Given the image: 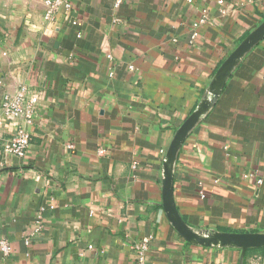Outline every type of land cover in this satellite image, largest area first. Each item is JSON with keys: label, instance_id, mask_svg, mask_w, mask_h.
<instances>
[{"label": "crops", "instance_id": "obj_1", "mask_svg": "<svg viewBox=\"0 0 264 264\" xmlns=\"http://www.w3.org/2000/svg\"><path fill=\"white\" fill-rule=\"evenodd\" d=\"M69 2L47 23L44 0H0V111L21 86L36 101L24 159L3 152L0 127V264H139L145 238L144 264H264V246L182 238L162 184L173 139L206 105L174 165L179 216L203 239L264 234V39L211 92L264 0Z\"/></svg>", "mask_w": 264, "mask_h": 264}, {"label": "water", "instance_id": "obj_2", "mask_svg": "<svg viewBox=\"0 0 264 264\" xmlns=\"http://www.w3.org/2000/svg\"><path fill=\"white\" fill-rule=\"evenodd\" d=\"M262 39H264V24L254 31L241 45L225 60L220 67L211 86L212 94L217 98L225 85L227 79L231 76L238 63L243 57L252 50ZM208 106L204 105L202 110H198L192 118L182 127L173 139L164 162L163 177V205L168 218L175 230L182 238L189 242H195L202 246H222L237 247L246 250L248 248L264 246V234H217L210 239H203L196 235L187 227L175 206L174 200V165L177 162L179 153L193 128L199 119L202 111H206Z\"/></svg>", "mask_w": 264, "mask_h": 264}, {"label": "built area", "instance_id": "obj_3", "mask_svg": "<svg viewBox=\"0 0 264 264\" xmlns=\"http://www.w3.org/2000/svg\"><path fill=\"white\" fill-rule=\"evenodd\" d=\"M46 12L44 20L51 23L55 20L57 13L65 8L67 11L72 9V4L69 0H44ZM124 3V0H115L114 8L119 10ZM117 19V23H120ZM35 105L36 101L26 86H21L17 94L14 96H7L1 106L0 111V127L11 126V135L3 138L2 150L7 156H13L18 159H24L31 147V129L35 119ZM105 151L100 150L99 154ZM165 154V152L162 151ZM44 209L42 208L41 211ZM37 230L25 238L26 244H29L33 237L43 227V217L40 214L37 217ZM151 238H145L141 243L134 245V249L139 260V264L145 263V257L149 250ZM0 251L5 257L10 256L11 246L6 240L0 241Z\"/></svg>", "mask_w": 264, "mask_h": 264}]
</instances>
